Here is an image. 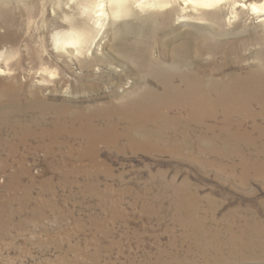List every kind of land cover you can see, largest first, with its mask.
Returning a JSON list of instances; mask_svg holds the SVG:
<instances>
[{
    "label": "rangeland",
    "instance_id": "374dc122",
    "mask_svg": "<svg viewBox=\"0 0 264 264\" xmlns=\"http://www.w3.org/2000/svg\"><path fill=\"white\" fill-rule=\"evenodd\" d=\"M130 1L135 14L106 17L101 0H0V139L23 135L30 120L69 126L68 111L104 105L134 84L161 89L146 61L169 62L166 38L188 30L175 19L181 5L139 11ZM235 1L244 3L235 8L239 20L223 2L205 9L220 8L228 32L213 26L212 39L238 47L249 38L252 48L241 46L237 61L253 65L264 20L251 7L264 0ZM71 30L87 39L78 49L57 46L56 34ZM227 45L213 55L217 67L225 55L235 59L224 53ZM209 58L203 52L200 64ZM251 106L257 119L222 108L202 114L201 124L189 117L180 150L101 142L93 160L79 153L85 146L76 132L60 135V146L37 136L0 142V264H264V111ZM238 128L240 138L229 141L228 131Z\"/></svg>",
    "mask_w": 264,
    "mask_h": 264
},
{
    "label": "bare ground",
    "instance_id": "6f19581e",
    "mask_svg": "<svg viewBox=\"0 0 264 264\" xmlns=\"http://www.w3.org/2000/svg\"><path fill=\"white\" fill-rule=\"evenodd\" d=\"M172 1L173 0H133V3H135V7L141 11L148 6H161V8L163 6L174 7ZM176 2L180 3L181 8L176 10L175 19L180 21L183 26H187L188 30L173 39L166 38L165 42L169 45L167 50L169 62L163 63L156 57H153L149 64L146 61V70L161 83V89L159 91L144 86L136 90L134 89V84L131 89L126 92L115 93L114 96L117 99L110 100L104 105L78 107L68 111L67 115L70 120L69 126L57 122L56 125L52 127H45L40 120H30L26 121L24 126L22 125V128L25 130L23 135L9 139H0V142L11 141L10 143L14 144L21 141L20 143H24V141H27L31 137L37 136L41 141L46 137L49 138V146L52 144L60 146L63 143L58 139L60 135H63L65 139L69 133L76 132L82 139V146H85V148H83L85 150L81 149L79 153H83L86 156L88 155L87 157L90 156V158L96 160L98 155V148L96 149V147L101 142L114 146H118L119 143L121 145L123 144L122 142H125V145L128 144V146L135 145L139 147L155 146L154 144H159L161 146L164 145L163 147L166 148L173 146V149L180 150L188 144V129L193 125L188 121L189 117L192 120L199 121L202 114L211 115L215 111L221 110L222 112L228 111L229 114L239 113V117L245 115L253 119L256 114L258 115L252 107L254 105L250 107L253 103H255V105L256 103L259 104L261 110L264 111V39L254 36V43L252 44L260 46L259 49L253 53L257 62L255 61V64L252 63L253 65L248 64L245 66L242 61H237L240 60L242 53L236 52H239L241 46L251 45V43H249L250 39H238V47L232 45L231 42L235 41L232 39H229L228 42H226L227 38L225 39V37L215 40L212 39L215 32L213 26L216 28L218 27L220 35L226 36L228 32L225 30L223 23L219 20L220 8L219 10H213L212 13L205 12V9L223 2L224 5L222 6L226 7L229 5L230 12L234 13L233 16L239 20V9L236 10L235 8L237 5L244 6V3L240 2L236 4L235 0H175V3ZM106 4L109 6L107 7ZM97 6L101 7V12L106 17H116L121 13L135 14V9L130 0H101ZM251 8V12L263 22L264 1L259 5L252 4ZM221 12L223 13L222 10ZM207 18L209 21L204 23L203 21ZM99 19L100 18H98V20ZM178 21L176 23H178ZM163 22L164 26L171 25L170 19ZM126 26L130 31L143 30L142 26H134L131 24ZM238 30L236 31L238 32ZM54 38L57 46L67 48V46L70 45L78 49V45L87 39V34L71 30L59 34L57 33ZM226 43L229 45H227V50L224 51V53L229 55L232 54L233 57L235 56V59H228V55H225L226 60L218 62L219 67H217L214 63L213 55L218 53L221 47L225 46ZM203 52L208 53L211 58V60L207 61V65L200 64ZM125 56L134 60V56L131 54ZM190 59H193V67L187 63ZM251 60H254V58ZM196 64H200V66ZM209 66L212 70H208ZM234 67L235 70L230 71ZM214 70H217L220 76L214 77L212 75ZM220 108L224 109V111ZM242 111L244 113H242ZM10 113L11 112L5 111V118H11L12 116L9 115ZM184 115L187 116V120L182 121L181 117ZM246 119L245 117L243 120L239 118L236 120V123L244 124L243 121H246ZM11 122L13 126L16 125L14 119L11 120ZM200 122L201 120L197 124ZM237 124L235 125L238 126ZM33 127L37 129L36 133L35 130L32 129ZM37 127H39V132ZM225 127L227 128V126ZM223 129L224 128H222V130ZM223 131L225 132L226 130ZM240 131L239 128L235 132L228 131L226 138L229 141H235L239 137ZM248 138H250V136ZM199 140H201V138H199ZM252 140L253 138L250 144L254 142ZM212 149L218 150L216 146H212ZM83 154H78V156L82 157L84 156ZM231 154H233L232 151L224 155L230 157ZM241 158L243 159V157ZM197 228H201V226ZM203 232L204 230H202L200 235H202Z\"/></svg>",
    "mask_w": 264,
    "mask_h": 264
}]
</instances>
